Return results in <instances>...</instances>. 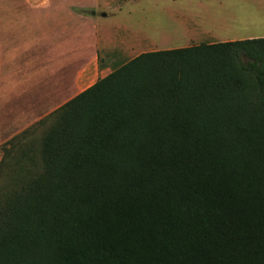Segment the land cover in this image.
<instances>
[{
    "label": "trees",
    "instance_id": "obj_1",
    "mask_svg": "<svg viewBox=\"0 0 264 264\" xmlns=\"http://www.w3.org/2000/svg\"><path fill=\"white\" fill-rule=\"evenodd\" d=\"M1 148L0 264H264V36L141 52Z\"/></svg>",
    "mask_w": 264,
    "mask_h": 264
},
{
    "label": "crops",
    "instance_id": "obj_2",
    "mask_svg": "<svg viewBox=\"0 0 264 264\" xmlns=\"http://www.w3.org/2000/svg\"><path fill=\"white\" fill-rule=\"evenodd\" d=\"M6 1L9 3L5 4V15L0 16V160L1 146L7 137L20 133L58 109L93 84L95 81L87 84L91 78L98 79L99 75L103 77L111 72L107 63L100 66V30L95 34V41L78 42L83 33L76 26L79 20L87 22L95 18L97 13L93 6L75 3L54 6L53 0H44L47 7L37 4L23 10L15 5V0ZM83 8L90 10V15L84 14ZM219 9L210 12L216 31L228 24L248 23L243 16L230 12L223 1ZM172 20L185 35L193 38L198 19L192 29L191 24L178 16ZM119 37L111 34L108 43L125 38ZM132 37L135 45L139 40L136 35ZM142 38L148 37L143 35ZM68 63L71 64L69 73ZM58 70L64 71L58 73Z\"/></svg>",
    "mask_w": 264,
    "mask_h": 264
},
{
    "label": "rangeland",
    "instance_id": "obj_3",
    "mask_svg": "<svg viewBox=\"0 0 264 264\" xmlns=\"http://www.w3.org/2000/svg\"><path fill=\"white\" fill-rule=\"evenodd\" d=\"M54 6L66 3H75L81 6H93L97 13L94 19L87 22L79 20L78 25L82 30L78 42L88 44L96 40V32L100 38V66L107 63L110 70L121 63L128 61L144 51L169 49L181 46L198 44L201 42H217L220 39H243L249 37L264 36V0H53ZM220 1L225 2L230 12L238 13L243 16L248 23L228 24L224 29L216 31L210 18V12L220 11ZM15 5L19 9L28 10L37 4L46 6L47 1L33 0L22 1L15 0ZM13 2V3H14ZM6 0H0V16L3 18L5 13ZM47 7V6H46ZM82 12L90 15L91 11L83 8ZM107 16H106V15ZM200 15V16H199ZM175 16L184 20L188 25H195L197 31H194L193 38L185 35L180 27L172 20ZM200 23V24H198ZM210 30V31H209ZM132 33V35H131ZM134 33V34H133ZM124 36L123 41L115 43L110 42V37ZM100 35V36H99ZM133 35H136L138 42L133 45ZM146 35L148 38H142ZM104 36V37H103ZM80 39V40H79ZM69 70L71 64L66 66ZM109 70V71H110ZM64 70L58 73H63ZM108 71V72H109ZM76 77V76H75ZM102 77L99 75V78ZM97 78H91L96 82ZM92 85V84H91ZM86 86V85H85ZM89 87V86H88ZM70 96H68L69 98ZM56 115L47 118L45 125L36 124L35 132L31 129L29 137L41 138L47 128L55 121ZM23 131V130H22ZM19 133V132H18ZM15 132L14 135L18 134ZM14 135L7 137L6 141ZM11 148V146H8ZM14 154V152H12Z\"/></svg>",
    "mask_w": 264,
    "mask_h": 264
}]
</instances>
